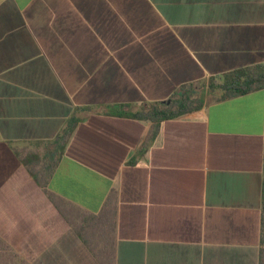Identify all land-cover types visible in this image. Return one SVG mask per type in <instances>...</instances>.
Masks as SVG:
<instances>
[{
    "label": "crops",
    "instance_id": "obj_1",
    "mask_svg": "<svg viewBox=\"0 0 264 264\" xmlns=\"http://www.w3.org/2000/svg\"><path fill=\"white\" fill-rule=\"evenodd\" d=\"M262 63L264 0H0V255L103 264L76 226L113 203L112 264H259L264 89L207 84ZM187 84L204 106L140 154L116 112Z\"/></svg>",
    "mask_w": 264,
    "mask_h": 264
},
{
    "label": "trees",
    "instance_id": "obj_2",
    "mask_svg": "<svg viewBox=\"0 0 264 264\" xmlns=\"http://www.w3.org/2000/svg\"><path fill=\"white\" fill-rule=\"evenodd\" d=\"M207 88L211 93H216L217 91L219 92L218 95L215 94L214 96V99L217 101L243 95L251 91L264 89V63L253 67L237 69L233 72L227 73L223 76L222 82H217L215 78H212L207 84ZM204 104V98L196 95L195 86L192 84H187L183 85V88L180 92L175 93L171 97L170 103H167L166 101H154L142 104L138 108L127 105V110L120 109L116 113L126 114L135 118L149 120L152 122V127L147 140L140 150V154H143L148 146L156 138L163 120L174 118L200 109L204 106ZM79 120L80 119L78 117H73L65 130L58 136L57 140L64 143L71 135ZM112 204L113 203L107 205L105 210H103V212L98 215H84L81 223L76 226L77 233L83 238L87 246H89L95 253L101 256L103 264H112V244H106L100 247L95 244V236L96 233L100 235L102 231H114L115 220L114 207ZM259 264H264V180L262 197V236Z\"/></svg>",
    "mask_w": 264,
    "mask_h": 264
},
{
    "label": "rangeland",
    "instance_id": "obj_3",
    "mask_svg": "<svg viewBox=\"0 0 264 264\" xmlns=\"http://www.w3.org/2000/svg\"><path fill=\"white\" fill-rule=\"evenodd\" d=\"M218 95V94H216ZM6 249L2 250L1 252H5ZM15 264L17 263V261L15 260V258L13 257V255L6 250V256L3 258L2 257V253L0 255V264Z\"/></svg>",
    "mask_w": 264,
    "mask_h": 264
},
{
    "label": "water",
    "instance_id": "obj_4",
    "mask_svg": "<svg viewBox=\"0 0 264 264\" xmlns=\"http://www.w3.org/2000/svg\"><path fill=\"white\" fill-rule=\"evenodd\" d=\"M166 102H167V103H170V99H168Z\"/></svg>",
    "mask_w": 264,
    "mask_h": 264
}]
</instances>
